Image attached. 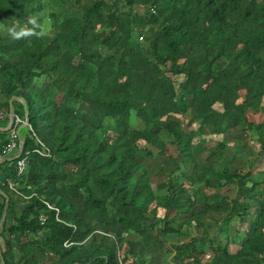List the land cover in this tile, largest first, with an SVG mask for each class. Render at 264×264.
Here are the masks:
<instances>
[{
  "label": "trees",
  "instance_id": "trees-1",
  "mask_svg": "<svg viewBox=\"0 0 264 264\" xmlns=\"http://www.w3.org/2000/svg\"><path fill=\"white\" fill-rule=\"evenodd\" d=\"M47 4L57 13L45 17ZM138 5L148 9L146 25L132 21ZM30 18L36 34L14 39L9 29L33 28ZM48 20L52 31L43 42ZM40 82L61 97L51 99ZM0 93L24 100L35 135L27 127L23 138L18 132L20 157L0 161V221L8 205L0 264H161L136 248L151 249L155 233L188 239L168 249L172 264H264V197L255 196L264 178L230 170L236 141L227 136L231 128L251 132L264 153V0H0ZM15 103L23 117V103ZM153 129L170 137L176 157L162 141L156 147L181 165L183 179L175 185L170 174L162 194L138 158L140 143L158 139ZM36 139L49 157L33 152ZM8 142L7 130L0 153ZM198 144H215L214 161L201 170ZM201 181L216 190L213 198L196 189ZM224 187L235 197L217 192ZM248 200L257 204L253 212ZM198 201L203 209L196 211ZM210 212L223 214V226L247 218V237L232 253L227 242L208 238L213 254L201 263L198 237L189 230Z\"/></svg>",
  "mask_w": 264,
  "mask_h": 264
},
{
  "label": "rangeland",
  "instance_id": "rangeland-1",
  "mask_svg": "<svg viewBox=\"0 0 264 264\" xmlns=\"http://www.w3.org/2000/svg\"><path fill=\"white\" fill-rule=\"evenodd\" d=\"M57 7L54 5L49 6L47 4L45 6V17H48L50 13H57ZM149 14L148 9L144 5H138L134 8L133 12V18L132 21L135 24H145L147 23ZM52 20H48L44 28L42 30V41L46 42L50 38V34L52 31L51 27ZM40 88L42 91H44L51 99L58 100L61 97V92L57 91L56 89L51 88L46 82H40L39 83ZM191 112H188L184 117V123L183 129L187 130L188 125L187 122L189 121ZM249 118L251 121L259 122L262 121V117L260 114H253L249 113ZM168 121L174 122V123H180L176 119H168ZM131 125L136 128H140V125L137 123L134 116L131 117ZM233 127V126H231ZM25 128L21 129V135H23ZM154 133H157L158 139L154 142V144L145 145L143 142L140 143L141 151L138 154V158L141 161L143 165L146 166L148 173L150 175V183L152 185V188L155 190L156 193L162 194L165 192V189L167 187V181L168 177L171 174L172 179L175 185H178L179 183L183 182V179L180 177L179 168L181 165L179 164V168L176 167L172 161L164 154H159V149L156 147V145L159 143V141H162L165 143L166 147L169 149V153L173 156H177L176 150H174V147H171L169 144V136L167 133H165L162 130L159 129H153ZM251 133V132H250ZM250 133L248 134H242L239 133L235 128H231L230 131H228L227 136L229 139H233L236 141L234 144L236 149V156L229 167L231 171L238 170V171H247L252 169L258 175L256 176V180L261 181L264 173V153L261 151V148L259 144L250 136ZM213 140H220L219 137H212ZM211 148H206L202 146V144L195 145L193 147V153L197 159L198 168L201 170L203 167L210 165L214 159L209 157V153L211 149H214L215 144L210 146ZM149 151L151 154L150 156H146L145 152ZM234 151V150H233ZM260 174V175H259ZM195 187L198 191L204 192L209 198H213L216 194V190L207 189L204 187L203 182H197L195 183ZM231 187H224L217 192H220L221 194H227L229 198L235 197V191L230 189ZM255 196H262L264 197V182L261 183L257 191L255 192ZM247 203L251 207V211L253 212V209L257 206L255 200H248ZM223 207V206H222ZM194 209L196 211H199L203 209V202L198 201L194 205ZM164 211L159 210L158 216H163ZM172 216V214L170 215ZM223 217V214L210 212L206 215H201L197 218V220L201 223L202 226H195L192 225L189 232L191 235H194L198 237L197 240V247L200 252V261L201 263H206L212 253L213 246L210 242H208V238H214L218 237V239L223 243H228V250L232 253L235 252L237 249H239V243L244 242L247 235L245 233V229L247 226L248 219L246 218L244 222L239 221L238 219H233L231 222L226 224V226L221 225L220 221ZM179 220V219H178ZM181 224L180 220L177 221V225ZM221 228V232L218 234L216 231L217 229ZM113 231L118 235V230L113 229ZM238 231V232H237ZM205 233V234H204ZM156 234V235H155ZM153 235V247L151 249L145 250L143 245H139L136 248L141 249L142 252H148L150 251V254L155 256L161 264H172V257L173 254L168 253V249L172 244H178V243H187V238H180L175 235H160L159 233H155ZM206 235V236H205ZM126 240H137V237L135 236H123ZM233 239V242H231ZM236 239V243H234V240ZM159 243L162 244V246H159ZM130 259H133L131 257Z\"/></svg>",
  "mask_w": 264,
  "mask_h": 264
},
{
  "label": "built area",
  "instance_id": "built-area-1",
  "mask_svg": "<svg viewBox=\"0 0 264 264\" xmlns=\"http://www.w3.org/2000/svg\"><path fill=\"white\" fill-rule=\"evenodd\" d=\"M150 11L154 13L153 9H150ZM4 116H7V115L0 113V119H2ZM10 116H11V125L8 128L9 142L5 146L2 147V151L0 153V161L10 157L15 152L19 153V150L22 148L23 141L19 138V135H18L19 126L27 127L29 131L32 133V135L35 136L30 125L28 123L27 124L25 123V119H21L13 114H10ZM36 142L38 144V147L33 152L37 153L39 156H42V157H49L50 152L48 148L38 139H36ZM27 154L28 153H26L25 157L20 158L16 163L17 176H21L25 171ZM9 188L13 191H16L14 185L11 183H9ZM46 206L49 209L55 210L56 215H57L58 213L57 209L51 208L47 204ZM44 222H45V219L41 217L40 223L43 224Z\"/></svg>",
  "mask_w": 264,
  "mask_h": 264
},
{
  "label": "crops",
  "instance_id": "crops-1",
  "mask_svg": "<svg viewBox=\"0 0 264 264\" xmlns=\"http://www.w3.org/2000/svg\"><path fill=\"white\" fill-rule=\"evenodd\" d=\"M12 102L21 103V100L20 99L19 100L18 99H13V98L8 100L3 94L0 93V107H2L5 103H8V111L7 112H5L3 110L0 111V113H3V114L7 113V116H4L2 119H0V133L7 132L8 128L10 127V125H11V116H10V114H13V115H15V116H17L19 118L25 119L24 113H23V117H21V116H19L17 114V107L18 106L15 103L16 105H14V107H13L12 106ZM10 105H11V109H10ZM10 110H11V112H10ZM22 128H25V127L24 126H19L18 127V132H19L20 136L23 138V136L21 135V129ZM17 154L18 153L15 152L10 157H13V156H15Z\"/></svg>",
  "mask_w": 264,
  "mask_h": 264
},
{
  "label": "clouds",
  "instance_id": "clouds-1",
  "mask_svg": "<svg viewBox=\"0 0 264 264\" xmlns=\"http://www.w3.org/2000/svg\"><path fill=\"white\" fill-rule=\"evenodd\" d=\"M28 23L33 25V28L19 27V30H17V27H13L9 29L11 36L14 39H20L22 37L35 35L36 33L34 32V28L37 27L36 20L34 18H30Z\"/></svg>",
  "mask_w": 264,
  "mask_h": 264
},
{
  "label": "water",
  "instance_id": "water-1",
  "mask_svg": "<svg viewBox=\"0 0 264 264\" xmlns=\"http://www.w3.org/2000/svg\"><path fill=\"white\" fill-rule=\"evenodd\" d=\"M13 99H16V98H13ZM20 100L23 103L24 115H25V123L27 124L28 123L27 108H26V105L24 103V100L23 99H20ZM10 109H11V105H10ZM10 112H11V110H10ZM21 152H22V148L19 150V153L17 155H15L13 158H11L10 160H14L15 158H19L20 155H21ZM0 195L3 196V197H6L5 194L3 192H1V191H0ZM7 207H8V205L6 204L5 209H4V213H3L1 221H0V229H1V226H2V223H3L4 219L6 217Z\"/></svg>",
  "mask_w": 264,
  "mask_h": 264
}]
</instances>
